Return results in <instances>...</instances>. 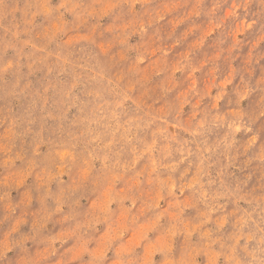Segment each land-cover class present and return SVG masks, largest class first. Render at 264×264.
<instances>
[{
    "label": "rangeland",
    "instance_id": "374dc122",
    "mask_svg": "<svg viewBox=\"0 0 264 264\" xmlns=\"http://www.w3.org/2000/svg\"><path fill=\"white\" fill-rule=\"evenodd\" d=\"M201 113L252 131L161 161ZM262 155L264 0H0V264L258 261Z\"/></svg>",
    "mask_w": 264,
    "mask_h": 264
},
{
    "label": "clouds",
    "instance_id": "9594fccd",
    "mask_svg": "<svg viewBox=\"0 0 264 264\" xmlns=\"http://www.w3.org/2000/svg\"><path fill=\"white\" fill-rule=\"evenodd\" d=\"M171 119L179 125L177 128V137L173 138L168 134L167 139L163 137L159 138V143L155 147V151L158 153L159 159L161 161L165 159H170L173 156L177 158V164L181 161L180 156L185 158L189 156H196L202 161H207L210 159L211 154L215 153L217 149L223 150L225 155H228L234 148L235 141L234 137L240 132H251L252 129L247 126L245 119L242 116L229 115L226 121H219L216 119L214 113H201L194 117L190 123L185 125L179 118V114ZM223 123L228 129V136L226 140L218 143L215 146H208L201 140L204 133L209 127H218ZM187 134L188 139H184V135ZM171 145V147H167ZM191 146V147H190ZM261 162H264V155L258 157ZM235 158L233 156H228V164L232 165ZM171 169L174 171L176 165H171ZM210 167L209 164H205V171L202 175H207V168ZM217 184L218 187L216 191L212 190V185ZM205 187L208 188V194L205 196L203 194L204 189L199 188L197 192V200L206 206V210L210 213L215 210V202L219 198V194L223 193L225 196L231 195L232 193L225 189L223 182L218 180L209 179L206 182ZM170 191L165 187V192ZM249 264H264V248L261 249L260 258L257 261L255 258Z\"/></svg>",
    "mask_w": 264,
    "mask_h": 264
}]
</instances>
